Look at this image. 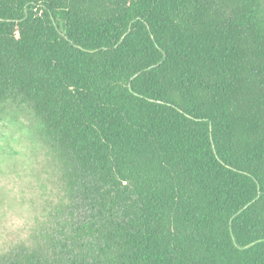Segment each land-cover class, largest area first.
<instances>
[{
  "label": "trees",
  "instance_id": "16d2710c",
  "mask_svg": "<svg viewBox=\"0 0 264 264\" xmlns=\"http://www.w3.org/2000/svg\"><path fill=\"white\" fill-rule=\"evenodd\" d=\"M59 200L0 264H264V0H0V111Z\"/></svg>",
  "mask_w": 264,
  "mask_h": 264
},
{
  "label": "rangeland",
  "instance_id": "374dc122",
  "mask_svg": "<svg viewBox=\"0 0 264 264\" xmlns=\"http://www.w3.org/2000/svg\"><path fill=\"white\" fill-rule=\"evenodd\" d=\"M34 124L25 108L0 111V257L26 241L62 195L50 150Z\"/></svg>",
  "mask_w": 264,
  "mask_h": 264
}]
</instances>
